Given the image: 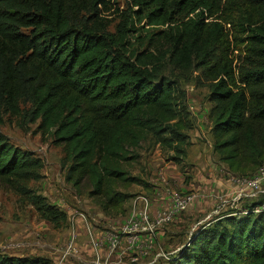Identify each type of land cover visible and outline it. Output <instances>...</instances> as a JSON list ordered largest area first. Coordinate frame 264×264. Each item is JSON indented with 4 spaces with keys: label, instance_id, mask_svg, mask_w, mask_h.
I'll list each match as a JSON object with an SVG mask.
<instances>
[{
    "label": "trees",
    "instance_id": "obj_1",
    "mask_svg": "<svg viewBox=\"0 0 264 264\" xmlns=\"http://www.w3.org/2000/svg\"><path fill=\"white\" fill-rule=\"evenodd\" d=\"M123 1L0 0L1 184L16 190L44 169L2 133L6 117L24 129L38 124L64 146L66 181L76 189L88 181L105 215L133 198L121 187L150 186L125 168L148 140L181 165L195 118L187 92L162 76L166 63L201 70L211 82L218 162L248 178L264 167V0ZM241 46L236 67L230 52ZM42 200L33 202L38 213L67 222ZM263 200L192 236L175 264H264V213L253 212Z\"/></svg>",
    "mask_w": 264,
    "mask_h": 264
},
{
    "label": "rangeland",
    "instance_id": "obj_2",
    "mask_svg": "<svg viewBox=\"0 0 264 264\" xmlns=\"http://www.w3.org/2000/svg\"><path fill=\"white\" fill-rule=\"evenodd\" d=\"M230 54L234 66H242L244 47L235 48ZM164 68L162 76L177 81L187 92L194 114L188 157L177 165L170 161L173 152L148 140L138 151L139 159L125 168L150 186L146 189L138 184L121 187L120 191L134 196L108 215L91 198L88 181L80 189L66 181L68 162L64 146L55 144L53 136L38 133V124L24 129L19 120L5 118L2 133L13 146L41 160L44 169L38 179L20 183L16 190L0 183L1 258H43L57 264L73 245L72 251L69 248L71 253L67 251L69 255L64 264H175V258L183 253L184 245L188 247L192 236L220 218L244 216V209L257 201L235 199L237 189L233 178L242 176L220 164L213 151L209 114L213 109L211 82L198 69L181 71L169 63ZM189 194H194L196 200L186 210L169 221L156 222V212H163L170 200L177 196L184 199ZM138 197L149 199L148 206L136 202ZM40 198L43 204L46 201L42 198H45L66 213L67 222L38 213L33 202ZM137 208L147 210V223L136 230L124 231L130 228L127 221ZM81 214L84 220H74V216ZM73 234L80 236L71 242Z\"/></svg>",
    "mask_w": 264,
    "mask_h": 264
},
{
    "label": "built area",
    "instance_id": "obj_3",
    "mask_svg": "<svg viewBox=\"0 0 264 264\" xmlns=\"http://www.w3.org/2000/svg\"><path fill=\"white\" fill-rule=\"evenodd\" d=\"M233 183L235 188L237 189L235 196V199L237 201H241L244 199H248V200L253 199V200H257L256 202H258V199L264 197V167L261 168L256 175L250 176L249 178L248 177L233 178ZM195 200H196V196L194 194H189L188 197L184 199L180 198L179 196L175 197L174 199L168 202V206L165 207L163 212H159V213L156 212L155 214L157 215L156 222L162 223L165 221H169V219L176 216L178 213L186 210L189 207V205L193 204ZM137 201L144 202L146 206H148V203L150 202L149 199L147 200L139 197L136 199V202ZM249 212H250L249 209H244L243 214L247 215L249 214ZM253 212L256 214L264 213V203L258 207H255ZM148 216L149 213L147 212L146 209L142 210L140 208L139 209L137 208L135 210L134 215H132L127 221V227L130 228L129 229L124 228V231L136 230L139 226H142L144 223H147L145 221H147ZM83 218L84 217L82 214L77 215V217L74 216V220L76 219L84 220ZM144 231H146V228L144 229ZM77 235L73 234L70 241L72 242L73 240H75L78 237ZM72 246L71 245L69 246V248H71L70 251L74 249V246L73 247ZM69 248L67 251H69ZM67 251L64 252L65 254L61 262H64L67 259V256L69 255Z\"/></svg>",
    "mask_w": 264,
    "mask_h": 264
},
{
    "label": "crops",
    "instance_id": "obj_4",
    "mask_svg": "<svg viewBox=\"0 0 264 264\" xmlns=\"http://www.w3.org/2000/svg\"><path fill=\"white\" fill-rule=\"evenodd\" d=\"M78 236H80V235H78ZM79 247H82V246H79ZM86 247V246H85ZM84 247V248H85ZM78 247H76V249H77ZM65 262H61V259L59 260V262L57 263V264H64Z\"/></svg>",
    "mask_w": 264,
    "mask_h": 264
}]
</instances>
